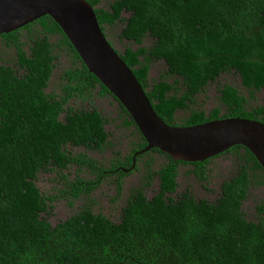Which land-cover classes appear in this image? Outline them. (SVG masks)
<instances>
[{
	"label": "trees",
	"instance_id": "1",
	"mask_svg": "<svg viewBox=\"0 0 264 264\" xmlns=\"http://www.w3.org/2000/svg\"><path fill=\"white\" fill-rule=\"evenodd\" d=\"M86 1L94 5L100 29L118 21L119 36L135 44L123 46L119 55L163 121L192 124L220 114L264 122V98L246 107V97L230 83L218 88L222 113L218 107L207 113L191 108L193 96L221 72L236 73L249 97L264 91V0H109L105 7ZM25 24L24 32L11 33L4 43L11 48V64L0 59V264H264V196L253 204L252 218L241 209L249 188L264 183V170L249 150L235 144L222 151L231 155L232 171L212 200L194 197L187 188L172 195L179 164L192 166L194 176L205 181L208 160H174L151 147L131 162L144 140L119 104L122 125L137 133L127 152L114 150L103 163L72 151L67 145H106V117L92 97L111 94L48 15ZM145 37L149 44H142ZM60 51L68 62L46 90ZM158 59L173 78L149 83L150 62ZM178 109H188L179 122ZM154 154L161 161L152 169ZM138 162L140 182L129 187L116 218L92 211L90 192L108 181L117 197L122 176ZM72 166L73 176L62 172ZM40 171L55 173L53 192L36 185ZM152 176L157 186L147 197L144 187ZM60 197L84 201L50 223L47 216Z\"/></svg>",
	"mask_w": 264,
	"mask_h": 264
},
{
	"label": "water",
	"instance_id": "2",
	"mask_svg": "<svg viewBox=\"0 0 264 264\" xmlns=\"http://www.w3.org/2000/svg\"><path fill=\"white\" fill-rule=\"evenodd\" d=\"M86 0H0V33L48 15L86 67L132 120L144 140L134 151L155 147L174 160L193 162L239 144L264 170V122L250 117L223 115L192 124L163 121L152 109L143 88L118 50L108 41ZM207 113V112H206ZM132 165V163H131ZM126 171L128 168L120 167Z\"/></svg>",
	"mask_w": 264,
	"mask_h": 264
},
{
	"label": "rangeland",
	"instance_id": "3",
	"mask_svg": "<svg viewBox=\"0 0 264 264\" xmlns=\"http://www.w3.org/2000/svg\"><path fill=\"white\" fill-rule=\"evenodd\" d=\"M109 0H98L97 6L105 7ZM125 12H121V16H125ZM121 23L115 21L111 25L104 24L103 30L107 36V39L111 44L120 51L123 46H135V44L123 37L119 36V28ZM54 40V36L51 37ZM150 41L147 37L143 38L142 44H149ZM5 62L11 63V50L8 47L0 46V59ZM68 62V56L65 51H60L56 60L55 67L52 70L51 76L48 80L46 90L55 86L57 72L59 67L64 66ZM165 64L161 59L152 60L147 72V81L150 83L162 76L168 81L172 80V76L165 74ZM223 83H230L237 87L238 91L242 93L247 101L246 107H251L259 104L263 101L264 91L263 89L253 90V94L249 97L247 89L242 87L239 83L238 75L232 71L221 72L215 80L208 82L198 93L193 96V103L191 108L201 109L205 113L211 107H218L219 113L224 111V105L220 102L218 88ZM77 104L70 101V104ZM82 106H88L87 104H81ZM92 105L95 106L103 116L106 117L104 129L107 132L106 145L101 150H86L80 146L67 145L72 151H84L91 157L106 163L109 157L112 155V151L118 150L121 154H124L128 150V143L135 140L137 133L132 126H124L121 123V117L118 112V105L116 101L108 94L97 95L92 97ZM188 112V109H178L174 112L175 121L179 122ZM155 162L152 169H155L156 165L161 161V156L154 154ZM136 169L130 173L122 176L121 189L117 197H115V190L113 184L108 181L101 182L92 192L89 194L87 203L92 211H99L102 214L115 219L118 214L119 204L123 203V200L128 193L129 187L132 185H138L141 178V164L137 163ZM192 166L188 164H179L177 168V186L175 192L172 195L180 192L184 188H187L194 197H205L208 200H212L217 195L218 183L221 179L225 178L232 171V159L230 154H223L217 157H213L209 160L207 169V177L205 181H199L191 170ZM62 172H68L69 176L75 174V168L69 167ZM55 173L48 171H40L37 174L36 185L40 190L44 192H53L54 187L57 186L55 180ZM200 185L203 188H200ZM157 186L156 177L152 176L150 184L144 187V194L148 197ZM264 196V183L251 186L248 190L247 196L242 200L241 209L244 211L245 216L248 218L253 217V204ZM83 199L74 200L73 203H69L65 198L55 199L51 212L48 214L47 219L50 223L66 217L77 209L79 205L83 203Z\"/></svg>",
	"mask_w": 264,
	"mask_h": 264
},
{
	"label": "flooded vegetation",
	"instance_id": "4",
	"mask_svg": "<svg viewBox=\"0 0 264 264\" xmlns=\"http://www.w3.org/2000/svg\"><path fill=\"white\" fill-rule=\"evenodd\" d=\"M26 25V24H25ZM23 28H25V26H20V27H17V28H15V29H12V30H10V31H7V32H3V34L2 33H0V46L2 45V46H4L5 44V42H6V40L8 39V38H10V36L12 35V34H15V33H17V32H24V29ZM104 32V31H103ZM12 33V34H11ZM105 35V34H104ZM106 36V35H105ZM106 38H107V36H106ZM6 47V46H5ZM24 49L25 48H27V45L26 44H24L23 46H22ZM10 50H11V48H10ZM11 56H12V52H11ZM1 60H2V58H1ZM12 62V61H11ZM11 64V63H10ZM112 97V96H111ZM113 98V97H112ZM114 99V98H113ZM118 105V104H117ZM119 106V105H118ZM122 119V118H121ZM133 127V126H132ZM224 153H222V152H220V153H218V154H216V155H214V156H211V157H208V158H206V159H203V160H208V162H209V160L211 159V158H213V157H217V156H219V155H223ZM202 161V160H201ZM208 162H207V164H206V167L208 166ZM133 170V169H132ZM132 170H129L128 171V173H130ZM205 171H207V169L205 170ZM127 173V174H128ZM194 175V174H193ZM200 188H203L201 185H200ZM204 190H207L206 188H203Z\"/></svg>",
	"mask_w": 264,
	"mask_h": 264
}]
</instances>
